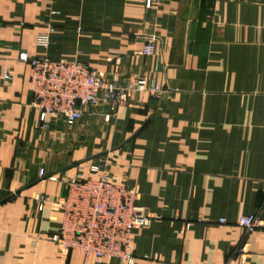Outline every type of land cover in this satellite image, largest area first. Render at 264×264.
Wrapping results in <instances>:
<instances>
[{"label":"crops","instance_id":"1","mask_svg":"<svg viewBox=\"0 0 264 264\" xmlns=\"http://www.w3.org/2000/svg\"><path fill=\"white\" fill-rule=\"evenodd\" d=\"M147 1L0 0V264H127L50 239L63 221L52 201L79 163L101 157L158 217L132 230L133 264H264V0ZM21 53L116 71L121 85L153 78L166 92L43 127ZM250 214L263 225L247 231L237 220Z\"/></svg>","mask_w":264,"mask_h":264},{"label":"built area","instance_id":"2","mask_svg":"<svg viewBox=\"0 0 264 264\" xmlns=\"http://www.w3.org/2000/svg\"><path fill=\"white\" fill-rule=\"evenodd\" d=\"M151 0L147 1L150 6ZM48 27L39 33L38 43L48 47L51 43ZM158 35L147 36L142 54L153 55ZM20 59L29 63L30 83L33 93L31 105L40 111L39 119L43 127H49L50 121L63 119L73 125L94 107H109L114 113L129 103L135 94L160 99L166 88L153 78L140 77L119 84L116 71L107 73L98 71L88 63L76 60L66 61L43 55L28 58L25 53ZM5 79H12L4 72ZM75 175L65 181L67 193L56 197L52 202L63 212L60 230L51 235L62 253L79 250L86 257H94L96 262L117 259L133 264L132 230L148 225L154 215L138 204L140 198L136 188L116 182L110 172V164L104 157L98 161L81 162ZM45 175V169L40 170ZM50 180H57L50 175ZM35 199L39 209L43 210L49 202L46 194H38ZM219 222L225 223V218ZM237 224L247 231L263 225L257 214L241 216ZM190 224H187V227ZM244 252L243 247L239 249Z\"/></svg>","mask_w":264,"mask_h":264}]
</instances>
